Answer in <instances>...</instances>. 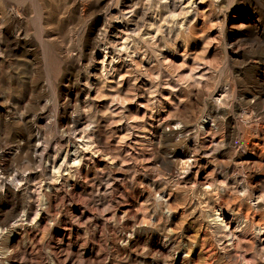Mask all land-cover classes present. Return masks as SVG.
<instances>
[{"label":"clouds","instance_id":"obj_1","mask_svg":"<svg viewBox=\"0 0 264 264\" xmlns=\"http://www.w3.org/2000/svg\"><path fill=\"white\" fill-rule=\"evenodd\" d=\"M198 2L39 0L44 46L0 90L36 139L0 181L35 176L34 208L0 222V264H264V31Z\"/></svg>","mask_w":264,"mask_h":264},{"label":"rangeland","instance_id":"obj_2","mask_svg":"<svg viewBox=\"0 0 264 264\" xmlns=\"http://www.w3.org/2000/svg\"><path fill=\"white\" fill-rule=\"evenodd\" d=\"M108 0H99V3H90L89 10L99 11L107 4ZM187 3V0H185ZM196 9L193 10L188 17L189 20L197 19L196 11L204 7L198 0H193ZM244 5L251 4V11L248 7L239 9V14L246 19L252 20L250 29L253 33L264 31V0H240ZM39 5V0H0V53L3 63L0 64V90L11 88L16 92H21L25 88L24 80L16 74V69L20 66V62L29 52H37L39 48L44 46L41 29L38 23L29 19L31 11ZM115 11V9H113ZM19 13V15H18ZM255 13V15H253ZM102 15L100 19H102ZM33 28L35 29L33 31ZM214 47V45H213ZM42 56L47 59L48 52H42ZM30 59L31 57H27ZM215 56L206 60L205 63L211 65L215 61ZM18 117L13 116L6 108L0 107V147L5 142L12 143V147L0 154V160L4 161L0 164V170L7 171V165L12 155L17 149L22 153L30 148L36 142L35 137L29 138L26 128L15 127V121ZM248 160L251 163H264V141L253 140L250 144ZM39 151V149H36ZM46 159H48L46 157ZM58 163L54 158L49 160L50 166ZM35 176L21 177L17 179H25L27 182L20 190H15L11 185L4 184V191L0 192V222H10L9 218H14L20 211L25 208L29 209V213L34 208V203H27L29 199L35 200V193L32 191ZM47 187V185H46ZM27 189V192L25 191ZM260 219L259 216L256 217ZM87 255V253H86ZM71 264V262H70Z\"/></svg>","mask_w":264,"mask_h":264}]
</instances>
